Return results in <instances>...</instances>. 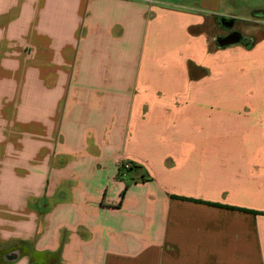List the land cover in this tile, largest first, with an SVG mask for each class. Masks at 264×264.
Segmentation results:
<instances>
[{
  "label": "crops",
  "instance_id": "obj_1",
  "mask_svg": "<svg viewBox=\"0 0 264 264\" xmlns=\"http://www.w3.org/2000/svg\"><path fill=\"white\" fill-rule=\"evenodd\" d=\"M238 25L264 0H0V264H264V39Z\"/></svg>",
  "mask_w": 264,
  "mask_h": 264
},
{
  "label": "rangeland",
  "instance_id": "obj_2",
  "mask_svg": "<svg viewBox=\"0 0 264 264\" xmlns=\"http://www.w3.org/2000/svg\"><path fill=\"white\" fill-rule=\"evenodd\" d=\"M259 15V14H258ZM257 16V15H256ZM255 16V17H256ZM252 18H248L247 20H243L242 21V24H247V25H250V26H254V25H252V23L250 22V21H252L251 20ZM232 20L231 19H227L225 22H227V23H229V22H231ZM223 22V21H222ZM238 27V29H241V31H243V35H245L246 36V38H247V40H245V41H247V42H240V44H239V47L240 48H242V47H244L246 44H249L248 43V41L250 42L251 40H255V41H258V40H262V39H264V30H259L258 32H256L255 34H254V37H251V36H248V31H250V30H254L252 27L251 28H248V27H246V26H242V25H238L237 26ZM220 29L221 30H224V29H222V26L221 25H219V28H218V30L220 31ZM224 31H226V30H224ZM230 36H236L237 37V35H231V34H226L225 36H217V39H216V46L218 47V48H225V47H227V46H222L221 44H220V42L221 41H223L224 39H226V38H228V37H230ZM238 37H240L239 35H238ZM238 44V43H237ZM228 46H230V45H228ZM248 101H250V100H245V103H248ZM234 103H240V104H238V105H236L237 106V108H239V109H241L242 108V106H244V104H242L243 102L241 101V100H234ZM246 106H248V104H246ZM243 109H245V106H244V108ZM245 111V110H244ZM240 113H242V111H240ZM240 113H237L236 115H233V116H231V118L232 119H236V118H238V117H248L249 119H255V118H257V117H261V116H257L256 114H246V113H243V114H240ZM221 117V116H220ZM223 118H224V116H222ZM228 117V116H227ZM126 165L128 166V167H126ZM126 165H124V168L125 169H130L131 168V165L129 164V163H126ZM138 170V168H136V169H134V171H133V173H134V175H136V171ZM259 215H261V216H264V213H261L260 212V214Z\"/></svg>",
  "mask_w": 264,
  "mask_h": 264
},
{
  "label": "trees",
  "instance_id": "obj_3",
  "mask_svg": "<svg viewBox=\"0 0 264 264\" xmlns=\"http://www.w3.org/2000/svg\"><path fill=\"white\" fill-rule=\"evenodd\" d=\"M246 42L243 38L240 42ZM252 42H250L249 44H247L246 46H251ZM174 199H180V200H184V201H193V202H198V203H201L199 201H196V200H189V199H184V198H178V197H173ZM210 205H213V206H216V207H222V208H226V209H234V208H231V207H223L222 205H218V204H210ZM244 212H248V213H253V214H260L258 212H251V211H247V210H244Z\"/></svg>",
  "mask_w": 264,
  "mask_h": 264
},
{
  "label": "water",
  "instance_id": "obj_4",
  "mask_svg": "<svg viewBox=\"0 0 264 264\" xmlns=\"http://www.w3.org/2000/svg\"><path fill=\"white\" fill-rule=\"evenodd\" d=\"M239 42V37L237 36H230L226 39H224L223 41L220 42V44L222 46H228V45H233L235 43H238Z\"/></svg>",
  "mask_w": 264,
  "mask_h": 264
},
{
  "label": "built area",
  "instance_id": "obj_5",
  "mask_svg": "<svg viewBox=\"0 0 264 264\" xmlns=\"http://www.w3.org/2000/svg\"><path fill=\"white\" fill-rule=\"evenodd\" d=\"M126 167H128V166L126 165Z\"/></svg>",
  "mask_w": 264,
  "mask_h": 264
}]
</instances>
